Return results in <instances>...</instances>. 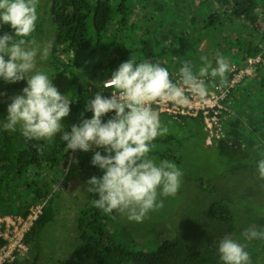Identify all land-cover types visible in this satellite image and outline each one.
Here are the masks:
<instances>
[{"label": "trees", "instance_id": "trees-1", "mask_svg": "<svg viewBox=\"0 0 264 264\" xmlns=\"http://www.w3.org/2000/svg\"><path fill=\"white\" fill-rule=\"evenodd\" d=\"M38 16L33 36L43 31L45 19L50 18L55 30L48 57L53 69L51 74L64 80L66 87L60 92L72 100L70 114L64 119L65 131L81 121L86 101L100 91L96 84L109 79L112 72L131 57L138 62L165 61L161 66L165 65L175 82L185 61H190L197 71L202 66L201 57L207 56L210 60L209 52L216 49L230 58V66L244 64L248 57L261 54L260 43L264 40V0H46L43 5L39 3ZM6 31H10V26L0 23V34ZM202 44H208L209 49L201 50ZM63 53L67 57L75 54L76 58L68 57L65 62L61 57ZM262 68L252 80L233 91L239 104L235 109L244 122L237 117L223 120L226 138L234 145L231 148L252 158L249 165L257 175V162L264 158ZM207 83L211 86L209 80ZM25 85L26 81L15 84L0 81V212L26 216L32 205L46 202L43 215L30 232L32 238L26 239L29 246L35 244L37 253L31 264H37L42 246L39 242L38 247L35 239L38 232L40 234L55 219L52 194H58L55 187L64 174L61 168L69 166L64 180L66 188L72 175H78L85 184L93 175H103L91 160L94 151L104 153L102 149L68 151L62 140H30L21 134L19 127L15 132L4 130L8 97ZM5 92L7 96L3 95ZM112 115L114 113L107 114L104 121ZM91 116V112H84V118ZM166 118L162 120H169L178 130L175 136L170 135L172 129L158 136L149 155L175 161L181 167L184 163L179 155H183L199 135L194 123L199 121L204 126L203 117H182L178 121ZM186 128L191 132L187 142L182 143L177 138L180 137L178 132ZM204 133L201 134L203 144ZM72 153L77 163H72L73 158L69 161ZM202 178L199 184L202 191L211 188L218 191L217 177ZM258 185L262 187L261 193L255 191ZM247 195L256 199V205L247 203V225L264 231V180L255 181ZM61 196L62 193L58 194L57 199ZM96 198L98 195L89 192L85 206L76 217L79 243L73 257L57 264H80L87 260L95 264H221L220 240L225 235L243 238L242 232L246 230L238 228L239 218L228 208L238 202L230 195L223 198L219 192L216 199H211L215 202L202 215L192 217L189 223L179 226L168 223L171 234L156 229L136 239L124 226L116 225L115 210L108 214L93 205ZM163 222L156 220V227ZM2 245L0 241V247ZM261 247L264 253V239H255L247 252L260 253Z\"/></svg>", "mask_w": 264, "mask_h": 264}, {"label": "clouds", "instance_id": "clouds-1", "mask_svg": "<svg viewBox=\"0 0 264 264\" xmlns=\"http://www.w3.org/2000/svg\"><path fill=\"white\" fill-rule=\"evenodd\" d=\"M38 5L39 0H0V23L10 26V31L0 34V79L27 83L21 94L8 97L3 128L15 132L19 127L30 140H47L62 133L61 140L72 152L102 149L104 154L94 151L91 164L103 175L85 181L87 191L98 195L93 205L105 213L115 210L127 214L131 221L142 222L150 211L163 206L158 196L176 195L183 175L174 162L162 159L157 163L149 156L153 141L168 131L151 104L160 101L185 106L197 98L206 101L205 78L211 77L213 83L219 78V85L227 86L231 66L219 53L215 66L202 56L197 71L185 61L174 82L161 63L147 59L138 62L131 57L112 72L110 79L98 84L100 91L86 101L84 112H91V118H84L81 112V121L65 131L62 120L69 116L72 100L61 94L53 79L35 70L37 57L47 58L53 47L51 41L41 43L33 36ZM109 87L114 91L105 96L103 91ZM109 113L114 115L105 122L103 118ZM257 173L264 180V158L257 162ZM243 235L248 240L264 239V231L255 227ZM218 255L221 264H251L244 246L228 235L220 240Z\"/></svg>", "mask_w": 264, "mask_h": 264}, {"label": "rangeland", "instance_id": "rangeland-1", "mask_svg": "<svg viewBox=\"0 0 264 264\" xmlns=\"http://www.w3.org/2000/svg\"><path fill=\"white\" fill-rule=\"evenodd\" d=\"M46 0H39V3L43 5ZM37 12L39 14V5L37 8ZM50 18H46L44 21V25L39 33L35 36L38 42L51 41L55 37V30L51 26ZM261 50L264 46V40H261ZM209 49L208 44H202L201 50ZM218 54L217 50L214 49L213 52H209L210 60L215 66L216 55ZM220 54V53H219ZM49 57V55H48ZM41 58L40 56L36 59V71H42L46 75H48L49 79H53V83L59 89V91L66 87V83L63 79L57 78L52 75L53 69L51 68V64L49 59ZM62 59L67 62L69 58H76V55H69L68 57L63 53L61 55ZM264 58V56H263ZM7 59V57H6ZM228 61L230 58H226ZM161 65L165 64V61L160 62ZM238 64V63H237ZM242 64V63H241ZM165 66V65H164ZM256 66L251 75H249L240 85H245L248 80H252V78L259 74V70L263 67ZM264 73V67L262 68ZM228 75V73H227ZM3 79H0V81ZM219 78H216L215 84H219ZM249 82V81H248ZM247 82V83H248ZM98 84H96L97 87ZM27 86V83L25 87ZM236 87V88H237ZM211 88V86H210ZM235 88V89H236ZM98 89V87H97ZM234 89V90H235ZM22 90H16L13 92V95L21 94ZM11 95V96H13ZM230 110L228 113L232 112V115L226 116V120L230 117L232 118H240L241 116L237 114L235 109V105H239L233 93L230 96ZM165 116H161L160 121L163 127H166L170 131V135L175 136V130H178L174 124H172L169 120H162ZM167 117V116H166ZM168 118V117H167ZM65 119V118H64ZM62 120V124L64 126L65 120ZM169 121V122H168ZM244 122V121H243ZM195 128L198 129L196 136L192 142H190V147L187 151L179 155L183 160V166L180 167L175 161L174 162L178 168L182 171L183 175L181 178V186L174 196H158V202L162 201L163 206L150 211L142 222H135L128 219L127 214L120 213L116 211L115 223L116 225L124 226L132 236H136V239L139 237H143L147 235L149 231L154 230H163L162 232L165 234H171L170 228L168 227V223L173 225L176 223V226L185 225L191 221V218L194 216L202 215V212L206 211L207 208L211 206L216 199V194H222L223 198H227L228 195L232 196L234 201L238 203L230 204L228 206L229 211L232 212V215L237 216L238 219V228H246L255 227L253 225L248 226L246 220L249 215L247 214V203L256 205L254 200L251 199L249 195L246 196V192L248 193L251 189L252 185H254L255 181L261 180L259 179L257 174H253V170L250 168V163L252 158L248 156H243L239 154L237 151L233 150L227 143L218 141L215 142L213 146H206V144L202 143L201 134L204 133L203 125L196 121L194 123ZM191 130L186 128L182 131H179L178 134L180 137H177L182 143L187 142L189 138ZM201 132V133H200ZM205 134V133H204ZM62 133H58L56 137L51 138L50 140L61 141ZM163 136V135H160ZM264 142V141H263ZM224 143V144H221ZM188 145V144H187ZM225 145V146H224ZM150 158L155 160L157 163L160 161L159 158L149 155ZM71 158L74 159V153L70 154L69 161ZM72 159V161H73ZM73 163V162H72ZM70 165V163H69ZM248 165V166H247ZM69 166H64L61 168V171L64 172L62 174L61 180L58 185L55 187V190L58 194L62 193L61 198L58 200V194L53 193L52 205L55 207V219L54 221L48 223L42 231L38 232L35 243L39 247V242L42 246L41 251V259L38 260L37 264H57L61 260L71 259L73 257V252L78 245V231H77V222L76 217L78 213L83 209L87 202V197L89 192L87 191V185L82 183L81 179L78 175H72L70 177V182L68 184V188L64 185V180L68 175ZM215 175V176H213ZM212 176V177H211ZM202 177L215 178L217 177V192L210 190L202 191L199 188L200 179ZM213 178V179H214ZM256 192L261 193L262 187L260 185L256 186ZM205 196V198H203ZM243 197V198H242ZM31 198H29V201ZM263 203V201H262ZM32 207V206H31ZM30 207V208H31ZM0 212V216H5ZM10 215V214H9ZM15 216H22L18 214H11ZM264 219V215H262ZM159 222L164 221L159 228L156 227L155 221ZM258 231V228L255 227ZM244 230V232L246 231ZM43 232V235H42ZM160 232V231H159ZM242 232V234L244 233ZM32 238V236L27 235V237ZM152 237V235H148ZM235 239V238H233ZM237 242L242 244L247 251V249L251 246V243L254 240H248L243 238H236ZM257 240V239H256ZM263 247L260 249V253L253 252L250 255L251 264H264V253L261 251ZM37 250L35 248V244L30 245V249L28 254L25 257H21V260L15 262V264H31L34 261V256L36 255ZM80 264H95L94 262L87 260Z\"/></svg>", "mask_w": 264, "mask_h": 264}, {"label": "built area", "instance_id": "built-area-1", "mask_svg": "<svg viewBox=\"0 0 264 264\" xmlns=\"http://www.w3.org/2000/svg\"><path fill=\"white\" fill-rule=\"evenodd\" d=\"M264 46L260 55L252 58L248 57L246 62L241 65L232 64L229 71L230 78L227 86H220L212 82L211 77L205 78L211 83L208 86V96L206 101L193 99L190 104L178 106L172 102H154L151 107L161 116L170 117L173 120H180L182 117L199 118L203 117L204 132L206 135V146H213L215 142L223 141L230 147L233 142L228 141L224 132V123L231 105L230 96L234 89L243 82V80L252 74L256 66L264 65ZM110 79V78H109ZM113 88L104 89L103 94L110 96ZM46 202L35 203L26 216L5 215L0 216V241L3 245L0 247V264H14L25 257L30 249L26 242L27 235L33 230L36 222L44 213Z\"/></svg>", "mask_w": 264, "mask_h": 264}, {"label": "crops", "instance_id": "crops-1", "mask_svg": "<svg viewBox=\"0 0 264 264\" xmlns=\"http://www.w3.org/2000/svg\"><path fill=\"white\" fill-rule=\"evenodd\" d=\"M235 64H237V63H235ZM165 117H166V116H165ZM165 117H164V118H165ZM166 119H168V118H166Z\"/></svg>", "mask_w": 264, "mask_h": 264}]
</instances>
